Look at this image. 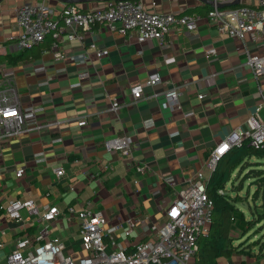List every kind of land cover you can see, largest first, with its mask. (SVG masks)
<instances>
[{"label": "crops", "instance_id": "obj_1", "mask_svg": "<svg viewBox=\"0 0 264 264\" xmlns=\"http://www.w3.org/2000/svg\"><path fill=\"white\" fill-rule=\"evenodd\" d=\"M137 1L159 13L196 15L198 27L192 32L174 27L162 43H138L134 31L121 36L94 25L77 33L81 40L61 41L62 61L52 60L48 36L30 55L39 54L38 60L10 65L5 57L22 52L16 47L14 21L15 9L22 3L43 2L55 11L75 5L86 11L107 1L0 3V86L12 78L24 111L34 112L38 123L59 122L48 131L0 143V258L18 239L28 237L34 245L39 243L35 237L45 224L42 215L49 207H56L59 214L48 225L47 239H59L64 254L74 259L84 255L79 221L68 217L69 207L101 211L108 227L115 229L117 246L130 251L146 238L148 223L165 220V209L195 174L201 172L209 178L205 167L209 152L231 131L244 127L254 112L264 76L253 79L244 65L245 50L264 54V44H257L251 35L240 41L219 34L205 21L211 7L200 0ZM256 1L240 0L238 6ZM95 48L106 50L107 55L97 59ZM208 49H215L216 56L207 59L204 53ZM156 73L160 82L144 86V95L191 82L180 96L179 108H168L161 97L133 102L130 88ZM198 94L203 95L201 100ZM114 97L121 105L117 113L108 111ZM261 117L264 119V111ZM80 119L85 121L81 127L77 125ZM175 132L178 135L170 138ZM122 133L132 140L129 160L102 147L105 139ZM21 166L24 173L16 178L14 172ZM57 168L63 170V176H55ZM15 199L34 201L38 216L22 210V223L7 220L4 207ZM128 219L134 220L135 228L126 235ZM104 243L109 244L108 237Z\"/></svg>", "mask_w": 264, "mask_h": 264}, {"label": "built area", "instance_id": "obj_2", "mask_svg": "<svg viewBox=\"0 0 264 264\" xmlns=\"http://www.w3.org/2000/svg\"><path fill=\"white\" fill-rule=\"evenodd\" d=\"M15 27L18 35L15 37L18 50H28L39 46L46 37H51L49 53L52 60L62 61L64 52L61 41L79 39L78 32L88 31L94 25H103L110 32L121 36L128 32L136 33V41L143 43L155 40L162 43L171 29L176 27L187 32L195 31L200 18L190 14L159 13L146 9L140 1L120 0L107 2L104 5L82 11L75 5H67L55 11L45 3L24 2L15 9ZM205 21L214 26L219 34L230 39L243 41L246 35L255 37L256 43L264 44V0H257L254 5H240L231 8L213 6L205 14ZM246 51L247 66L253 79L258 81L264 76V54H251ZM95 57L100 59L107 55L103 49L94 50ZM205 57L216 56L215 49H208ZM43 68L37 69L42 70ZM160 82L156 74L149 75L144 84H137L130 88L134 103L163 98L170 109L179 108V99L190 81H183L172 85L159 93L143 94V87H154ZM198 94L197 98L202 99ZM121 105L114 97L108 111L117 113ZM264 89L260 90L254 112L248 117L244 127L237 128L220 141L207 155L205 167L210 172L218 160L233 147L242 142L258 148L264 142ZM59 122L38 123L35 113L22 109L18 93L12 78H7L0 86V143L8 140L42 133L56 126ZM79 127L85 125L80 119ZM177 132L169 134L176 137ZM102 147L107 152L118 153L122 158H131L132 140L125 133L105 139ZM139 172L142 167H137ZM24 168L18 167L14 175L21 178ZM56 177L63 176V170H54ZM208 178L198 172L181 189L176 198L165 209L162 225L148 223L145 227L146 238L136 243L130 251L121 249L114 240V228L108 227V221L101 211H94L89 207L75 211L67 208L68 217H76L80 226V245L84 255L80 258L63 253V246L59 239H47L48 225L56 220L59 212L56 207H49L42 215L45 223L35 241L31 238L18 239L11 251L5 254L3 264H192L197 252L198 241L206 236L211 225L212 201L206 194ZM1 201V196H0ZM28 215L39 214V208L32 200H11L4 207L5 218L14 223H22L21 211ZM128 235L135 228L134 220L126 221ZM109 238V244L104 238Z\"/></svg>", "mask_w": 264, "mask_h": 264}, {"label": "trees", "instance_id": "obj_3", "mask_svg": "<svg viewBox=\"0 0 264 264\" xmlns=\"http://www.w3.org/2000/svg\"><path fill=\"white\" fill-rule=\"evenodd\" d=\"M35 49L6 56L5 61L16 65L24 60H38L39 54L30 56ZM263 160L264 142L253 148L246 141L218 160L206 185V194L213 204L211 225L207 235L198 241L192 264H219L220 259L234 255L246 258L241 264H250L252 258H264V169L260 167L264 166ZM246 182L248 188L242 198L239 194ZM250 188H254L253 195ZM243 202L247 205L248 217L239 207Z\"/></svg>", "mask_w": 264, "mask_h": 264}, {"label": "rangeland", "instance_id": "obj_4", "mask_svg": "<svg viewBox=\"0 0 264 264\" xmlns=\"http://www.w3.org/2000/svg\"><path fill=\"white\" fill-rule=\"evenodd\" d=\"M261 162H263L264 163V160L263 161H261ZM261 168H263L264 169V166H260ZM234 184L236 185L237 183L236 182H234ZM247 188H248V182H246L245 184H244V189H243V191H241V193L239 194V196H241L242 198L245 196V194H246V191H247ZM228 189H230V184L228 185ZM253 191H254V188H250V195H253ZM231 195L233 196V194H232V192H231ZM259 202V201H258ZM248 203H249V205L251 206V201H250V197H249V199H248ZM239 207H240V209H242L244 212H245V214H246V212H247V205H246V203L245 202H243V203H241L240 205H239ZM246 216L248 217V215L246 214ZM164 222V221H163ZM162 222V223H163ZM162 223H160V225H159V227L162 225ZM251 232V231H250ZM255 238V237H254ZM253 238V239H254ZM236 259H240L239 261H237ZM244 259H246V258H244V257H237L236 255H234L232 258H230V259H220V261H219V263H225V264H241L242 262H243V260ZM229 260H233V262L231 263V262H229ZM249 263L250 264H264V258H262V259H256V258H252V260H249Z\"/></svg>", "mask_w": 264, "mask_h": 264}, {"label": "water", "instance_id": "obj_5", "mask_svg": "<svg viewBox=\"0 0 264 264\" xmlns=\"http://www.w3.org/2000/svg\"><path fill=\"white\" fill-rule=\"evenodd\" d=\"M4 1V0H0V3ZM56 1H60L63 3H70V4H74V3H82V2H87L89 0H56ZM103 1H107V2H112V1H120V0H103ZM201 2H203L204 4L208 5L209 7H213L216 6L218 8H231V7H235L239 5L240 0H230V1H226V2H214L210 1V0H200Z\"/></svg>", "mask_w": 264, "mask_h": 264}]
</instances>
